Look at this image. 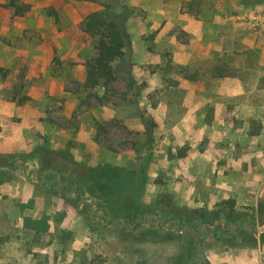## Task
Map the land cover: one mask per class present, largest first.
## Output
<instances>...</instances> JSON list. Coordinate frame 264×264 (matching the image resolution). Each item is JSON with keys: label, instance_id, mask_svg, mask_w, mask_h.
I'll return each mask as SVG.
<instances>
[{"label": "rangeland", "instance_id": "374dc122", "mask_svg": "<svg viewBox=\"0 0 264 264\" xmlns=\"http://www.w3.org/2000/svg\"><path fill=\"white\" fill-rule=\"evenodd\" d=\"M25 2L0 8V264H264V4ZM103 6L137 11L117 79L90 90L79 25ZM106 165L145 174L136 222L88 190Z\"/></svg>", "mask_w": 264, "mask_h": 264}, {"label": "trees", "instance_id": "16d2710c", "mask_svg": "<svg viewBox=\"0 0 264 264\" xmlns=\"http://www.w3.org/2000/svg\"><path fill=\"white\" fill-rule=\"evenodd\" d=\"M255 2L264 4V0ZM0 8L11 10L17 17H24L31 11V5L25 0H0ZM136 11L137 8L129 6H124L119 12L109 6H103L101 10L88 14L80 23V31L94 40L93 55L85 62V89L92 90L99 86L109 88L117 79V64L125 59L130 43L127 22ZM49 15L54 17L56 22L59 21L56 10L51 9ZM156 127L154 122H147L146 132L149 136ZM98 130H103V126L99 125ZM256 134L251 132V135ZM38 153L33 157L41 158ZM145 177L143 172L140 175L132 169L106 165L88 169L86 182L94 197L114 208L127 222H136L149 210L145 204L132 196L134 184L140 180L144 183ZM258 212L260 215L264 214V203H259ZM228 215L230 214L226 213V216ZM237 219L230 217L232 222ZM207 223L211 224V221L207 220Z\"/></svg>", "mask_w": 264, "mask_h": 264}, {"label": "built area", "instance_id": "2783aa9c", "mask_svg": "<svg viewBox=\"0 0 264 264\" xmlns=\"http://www.w3.org/2000/svg\"><path fill=\"white\" fill-rule=\"evenodd\" d=\"M249 21L253 31L264 37V12L251 16Z\"/></svg>", "mask_w": 264, "mask_h": 264}, {"label": "crops", "instance_id": "0c3cea01", "mask_svg": "<svg viewBox=\"0 0 264 264\" xmlns=\"http://www.w3.org/2000/svg\"><path fill=\"white\" fill-rule=\"evenodd\" d=\"M177 5H178L179 12H181V4H177Z\"/></svg>", "mask_w": 264, "mask_h": 264}, {"label": "water", "instance_id": "95a60500", "mask_svg": "<svg viewBox=\"0 0 264 264\" xmlns=\"http://www.w3.org/2000/svg\"><path fill=\"white\" fill-rule=\"evenodd\" d=\"M264 230V228H262V230L261 231H263Z\"/></svg>", "mask_w": 264, "mask_h": 264}]
</instances>
